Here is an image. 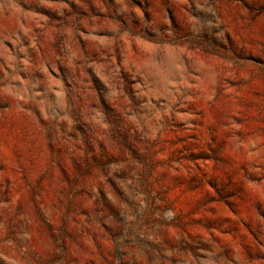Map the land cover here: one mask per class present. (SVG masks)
Here are the masks:
<instances>
[{"label": "rangeland", "instance_id": "1", "mask_svg": "<svg viewBox=\"0 0 264 264\" xmlns=\"http://www.w3.org/2000/svg\"><path fill=\"white\" fill-rule=\"evenodd\" d=\"M0 264H264V0H0Z\"/></svg>", "mask_w": 264, "mask_h": 264}]
</instances>
